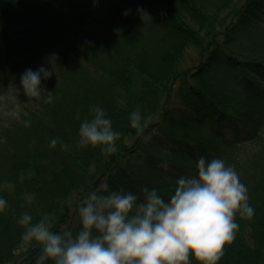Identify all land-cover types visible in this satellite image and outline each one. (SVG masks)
Here are the masks:
<instances>
[{
	"label": "trees",
	"instance_id": "trees-1",
	"mask_svg": "<svg viewBox=\"0 0 264 264\" xmlns=\"http://www.w3.org/2000/svg\"><path fill=\"white\" fill-rule=\"evenodd\" d=\"M20 88L0 264H264V0H0V97Z\"/></svg>",
	"mask_w": 264,
	"mask_h": 264
},
{
	"label": "rangeland",
	"instance_id": "rangeland-1",
	"mask_svg": "<svg viewBox=\"0 0 264 264\" xmlns=\"http://www.w3.org/2000/svg\"><path fill=\"white\" fill-rule=\"evenodd\" d=\"M243 0H239V4H241ZM198 64V56L194 49H190L184 57V64L183 67H191ZM29 104V97L28 94H26V88L24 89H15L13 90L10 95H6L4 97H0V110L4 113L0 112V124H4L6 121V118H8L10 115L18 110L22 105H28ZM188 204H192V202H188ZM75 210H72L68 215H66V221L63 224H66V222L69 220L71 216L76 214L74 212ZM185 211V210H184ZM183 210H176L167 215L166 217L160 218L154 223L152 222L147 230L136 239L131 244L132 249L136 251L138 254H146L150 248L157 245L161 240H163L169 232L173 229L175 226L176 220L180 218V216H183L184 212ZM56 211L51 213L50 220L51 223L54 219V214ZM64 226V225H63ZM128 256V251L124 252V257Z\"/></svg>",
	"mask_w": 264,
	"mask_h": 264
},
{
	"label": "water",
	"instance_id": "water-1",
	"mask_svg": "<svg viewBox=\"0 0 264 264\" xmlns=\"http://www.w3.org/2000/svg\"><path fill=\"white\" fill-rule=\"evenodd\" d=\"M55 225L52 224V227H54ZM50 236V230L43 236V238L40 240L39 244L43 243L44 241H46L48 239V237ZM28 252L22 256L21 258L17 259L16 260V263L15 264H21L28 256Z\"/></svg>",
	"mask_w": 264,
	"mask_h": 264
},
{
	"label": "bare ground",
	"instance_id": "bare-ground-1",
	"mask_svg": "<svg viewBox=\"0 0 264 264\" xmlns=\"http://www.w3.org/2000/svg\"><path fill=\"white\" fill-rule=\"evenodd\" d=\"M60 214L61 212H57L54 214V224H58L60 222Z\"/></svg>",
	"mask_w": 264,
	"mask_h": 264
}]
</instances>
